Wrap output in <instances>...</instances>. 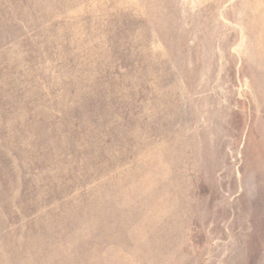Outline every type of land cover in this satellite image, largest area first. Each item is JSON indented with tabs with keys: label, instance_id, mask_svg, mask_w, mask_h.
<instances>
[{
	"label": "rangeland",
	"instance_id": "rangeland-1",
	"mask_svg": "<svg viewBox=\"0 0 264 264\" xmlns=\"http://www.w3.org/2000/svg\"><path fill=\"white\" fill-rule=\"evenodd\" d=\"M0 264H264V0H0Z\"/></svg>",
	"mask_w": 264,
	"mask_h": 264
}]
</instances>
